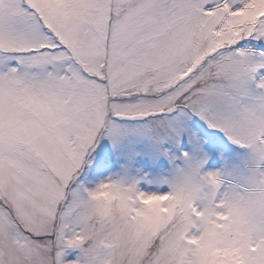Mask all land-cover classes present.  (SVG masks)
<instances>
[{
    "label": "snow or ice",
    "instance_id": "6c2138e0",
    "mask_svg": "<svg viewBox=\"0 0 264 264\" xmlns=\"http://www.w3.org/2000/svg\"><path fill=\"white\" fill-rule=\"evenodd\" d=\"M0 264H264V0H0Z\"/></svg>",
    "mask_w": 264,
    "mask_h": 264
}]
</instances>
